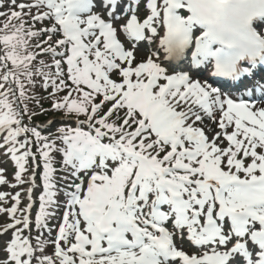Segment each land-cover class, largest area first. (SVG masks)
Masks as SVG:
<instances>
[{"label": "snow or ice", "instance_id": "1", "mask_svg": "<svg viewBox=\"0 0 264 264\" xmlns=\"http://www.w3.org/2000/svg\"><path fill=\"white\" fill-rule=\"evenodd\" d=\"M261 67L264 0H0V264H264Z\"/></svg>", "mask_w": 264, "mask_h": 264}, {"label": "rangeland", "instance_id": "2", "mask_svg": "<svg viewBox=\"0 0 264 264\" xmlns=\"http://www.w3.org/2000/svg\"><path fill=\"white\" fill-rule=\"evenodd\" d=\"M141 55H143V53H141ZM41 59H44V58H41ZM170 71H172L171 69H169ZM36 94L37 95H45V93H44V91L43 90H40V88H37L36 90ZM30 107H34L33 105H30ZM57 117V116H56ZM53 118H55V116H53V117H50L49 116V120L50 119H53ZM58 126H61V125H57V127ZM3 159H5L4 157H0V160H3ZM0 167H6V168H8V171H9V174L11 173V169H12V167H11V165L10 164H0ZM179 243V242H178Z\"/></svg>", "mask_w": 264, "mask_h": 264}]
</instances>
